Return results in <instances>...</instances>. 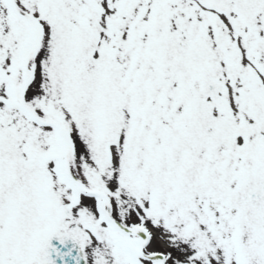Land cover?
<instances>
[{
  "label": "snow or ice",
  "instance_id": "snow-or-ice-1",
  "mask_svg": "<svg viewBox=\"0 0 264 264\" xmlns=\"http://www.w3.org/2000/svg\"><path fill=\"white\" fill-rule=\"evenodd\" d=\"M0 264H264V0H0Z\"/></svg>",
  "mask_w": 264,
  "mask_h": 264
}]
</instances>
